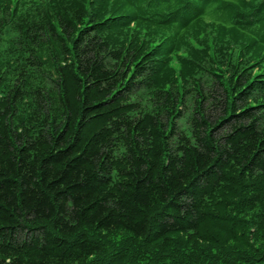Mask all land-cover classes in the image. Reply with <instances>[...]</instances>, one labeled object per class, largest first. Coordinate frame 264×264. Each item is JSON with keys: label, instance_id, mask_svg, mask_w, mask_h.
Instances as JSON below:
<instances>
[{"label": "trees", "instance_id": "trees-1", "mask_svg": "<svg viewBox=\"0 0 264 264\" xmlns=\"http://www.w3.org/2000/svg\"><path fill=\"white\" fill-rule=\"evenodd\" d=\"M0 264H264V0H0Z\"/></svg>", "mask_w": 264, "mask_h": 264}]
</instances>
